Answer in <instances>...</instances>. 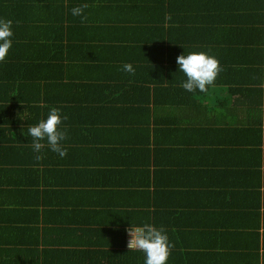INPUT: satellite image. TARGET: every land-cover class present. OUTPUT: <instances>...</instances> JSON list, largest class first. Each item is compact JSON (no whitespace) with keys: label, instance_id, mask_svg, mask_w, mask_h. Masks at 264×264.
Returning <instances> with one entry per match:
<instances>
[{"label":"crops","instance_id":"0c3cea01","mask_svg":"<svg viewBox=\"0 0 264 264\" xmlns=\"http://www.w3.org/2000/svg\"><path fill=\"white\" fill-rule=\"evenodd\" d=\"M143 13L130 10L127 17ZM170 28L150 32L168 50L177 35L181 48H207L217 34L212 26H194L185 46L181 29ZM236 30L238 39L250 33ZM128 31L121 19L94 48L108 58L123 56ZM137 38L128 43L139 49ZM113 42L121 45H101ZM90 49L66 66L70 79L61 80L55 94L42 91L32 106L36 117L34 108L52 98L77 102L61 107L67 154L52 152L54 164H45L44 156L29 159L18 170L14 151L0 154V264L89 263L91 253L65 243L64 231L73 243L93 237L107 244L100 260L112 264L114 250L123 249L122 229L150 221L163 226L172 243L167 264H264V31L246 75L228 64L204 92L179 86L185 77L172 52L164 60L129 57L117 66L112 59H83ZM124 63L135 71L124 72ZM125 115L130 123H121ZM25 126L9 124L8 130ZM124 127L135 134L127 136ZM16 180L28 185L14 189Z\"/></svg>","mask_w":264,"mask_h":264},{"label":"trees","instance_id":"16d2710c","mask_svg":"<svg viewBox=\"0 0 264 264\" xmlns=\"http://www.w3.org/2000/svg\"><path fill=\"white\" fill-rule=\"evenodd\" d=\"M116 1L0 0V18L12 20L14 31L13 44L6 58L0 61V154L5 156L8 152L14 151L13 157L18 160L15 163L16 170L23 165L22 162L39 156L46 157L45 164H54L55 160L51 158L54 153L46 145L40 153L32 150L27 127L41 118L39 109H49L51 106L64 107L63 109L78 107L76 101L65 99L67 102L64 104H57L52 98L46 106L34 108L37 110L36 117L31 115L32 106H38L42 101V91L48 89L50 94H55L60 81L65 78L70 79L69 73H66V66H70L69 63L71 64L74 59H81V54H77L79 50L90 46L92 49L86 51L88 56L85 55L83 59H91L95 63L112 59L111 63L117 66L122 61L126 62L129 57L133 60L151 62L156 59L164 60L167 53L171 54V52L177 57L184 51H206L210 55L217 53L216 57L223 73V69L228 67V64L229 66L236 64L241 70L240 74L246 75L249 69L247 61L250 60L256 42L264 31V0H143L139 3L126 0L115 3ZM82 3L88 4L84 10L87 19L83 23L80 17H74L70 13L72 7ZM130 10H134L135 13L139 11L145 13L130 20L127 17V12ZM121 19H123V28L129 30L123 36V56L108 58L97 52L94 45L105 41V38H102L106 35L105 30L119 28ZM165 26L171 27L170 30L175 33L180 28L185 46L192 42L191 28L194 26L204 28L212 26L217 34L214 36L215 39L212 38L213 45L207 48L199 45L181 48L182 40L177 35V45L170 46L168 50V47L159 43L157 35L150 33ZM236 29L245 32L249 30L250 33H247L245 40L242 37L238 39L239 35H235ZM256 30L261 36L254 34ZM134 36L138 37L139 49L128 43ZM230 37L232 42L242 45L240 47L231 45ZM118 44L119 42H113L101 45L113 47ZM219 54L222 56L219 57ZM221 62L225 64L222 65ZM243 82L248 81L245 79ZM130 88L131 86L126 89ZM28 110L30 113L25 116ZM104 110L105 107L102 108V112ZM46 114L47 111L44 110L43 116ZM125 117L126 115L122 117L121 123H130L123 121ZM108 121L107 118L98 122ZM23 123L26 124L25 128L8 130L9 124L18 127ZM124 129L127 136L132 137L135 134L132 128L124 127ZM1 163L6 164V160ZM11 184L14 189H19L24 184L28 185L20 180ZM34 185L35 183L30 186L31 192L35 191ZM130 222L133 224L137 221ZM127 228L122 229L123 249L114 250L116 252L110 256V263L143 264V253L131 250L127 246ZM92 232L97 234L100 231L93 229ZM62 235L66 237L65 243L75 247L84 246L85 249L81 251L91 253L89 263L86 258L84 262L81 259L78 264H102L100 256L103 252L106 254L107 244L95 241L93 237H88L86 242L81 244L73 243L74 241L69 239L71 232L64 231ZM99 246L105 247L99 248ZM75 251L77 250H73Z\"/></svg>","mask_w":264,"mask_h":264},{"label":"clouds","instance_id":"9594fccd","mask_svg":"<svg viewBox=\"0 0 264 264\" xmlns=\"http://www.w3.org/2000/svg\"><path fill=\"white\" fill-rule=\"evenodd\" d=\"M87 7V3L79 4L72 7L70 13L74 17H80L82 23L86 22L84 10ZM12 24V20L0 18V61L6 58L13 44ZM176 64L177 71L182 72L185 77L179 86L187 92L207 91L221 71L218 58L206 51H184L176 57ZM122 70L127 73L135 71L131 63H124ZM65 120L67 115L62 114L61 108L51 106L46 116L29 125L27 136L31 138L32 150L40 153L46 145L52 152L64 157L67 154V148L63 143L67 138V130L63 126ZM127 231L130 236L127 246L131 250L143 253V264H167L172 243L163 226L145 222L138 226L130 225Z\"/></svg>","mask_w":264,"mask_h":264},{"label":"built area","instance_id":"2783aa9c","mask_svg":"<svg viewBox=\"0 0 264 264\" xmlns=\"http://www.w3.org/2000/svg\"><path fill=\"white\" fill-rule=\"evenodd\" d=\"M130 236H129V233H128V237H127V244H128V240H129Z\"/></svg>","mask_w":264,"mask_h":264}]
</instances>
